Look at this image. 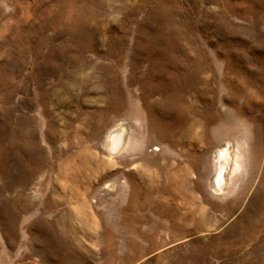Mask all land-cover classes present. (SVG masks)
<instances>
[{
    "label": "rangeland",
    "instance_id": "1",
    "mask_svg": "<svg viewBox=\"0 0 264 264\" xmlns=\"http://www.w3.org/2000/svg\"><path fill=\"white\" fill-rule=\"evenodd\" d=\"M0 264H264V0H0Z\"/></svg>",
    "mask_w": 264,
    "mask_h": 264
},
{
    "label": "bare ground",
    "instance_id": "2",
    "mask_svg": "<svg viewBox=\"0 0 264 264\" xmlns=\"http://www.w3.org/2000/svg\"><path fill=\"white\" fill-rule=\"evenodd\" d=\"M131 131L128 124L125 122L116 123L106 134L104 138V145L109 150L110 155H114L125 148L129 142ZM235 148L237 145L231 141H227L218 146L214 154L215 176L213 177V184L216 189L222 190L226 175L231 172L229 170L235 164ZM237 163V162H236ZM234 167V166H233ZM229 172V173H228Z\"/></svg>",
    "mask_w": 264,
    "mask_h": 264
}]
</instances>
